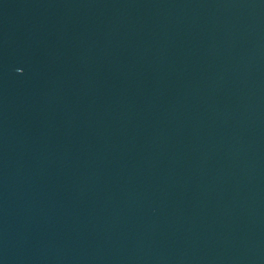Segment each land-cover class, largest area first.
I'll return each instance as SVG.
<instances>
[{
  "label": "water",
  "instance_id": "1",
  "mask_svg": "<svg viewBox=\"0 0 264 264\" xmlns=\"http://www.w3.org/2000/svg\"><path fill=\"white\" fill-rule=\"evenodd\" d=\"M0 264H264V0H0Z\"/></svg>",
  "mask_w": 264,
  "mask_h": 264
}]
</instances>
